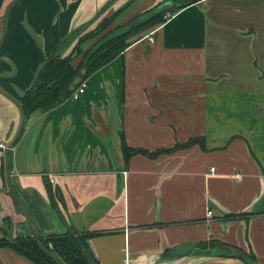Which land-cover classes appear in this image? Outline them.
Masks as SVG:
<instances>
[{
  "label": "crops",
  "instance_id": "1",
  "mask_svg": "<svg viewBox=\"0 0 264 264\" xmlns=\"http://www.w3.org/2000/svg\"><path fill=\"white\" fill-rule=\"evenodd\" d=\"M164 2L10 6L0 42V238L35 239L8 189L4 153L21 122L13 100L73 30ZM129 42L77 99L25 116L8 150L11 187L38 236L75 230L98 264H244L230 249L264 264V0H202ZM0 264L32 263L0 248Z\"/></svg>",
  "mask_w": 264,
  "mask_h": 264
},
{
  "label": "trees",
  "instance_id": "2",
  "mask_svg": "<svg viewBox=\"0 0 264 264\" xmlns=\"http://www.w3.org/2000/svg\"><path fill=\"white\" fill-rule=\"evenodd\" d=\"M5 0H0V10ZM175 4L187 5L188 0H168ZM161 4L154 8L135 16L125 26H128L122 32L117 33L119 27L108 32L106 35L100 37L101 33L112 26L114 18L123 10L115 12L109 20H105L88 32L83 37L79 38L74 44L71 52L63 56L62 50L72 44L77 38V33L80 29L92 25L94 22L88 23L82 28L73 30L68 37L60 40L53 49L50 56L43 65V74L41 83L37 88L28 90L20 99L21 106L25 112V116L35 111H46L54 107L64 98H69L73 90L79 84L88 78L92 73L113 61L117 56L121 55L123 51L129 46L130 40L144 31L151 30L166 21L169 14H172L178 9H171L168 11L157 10ZM106 9V8H105ZM98 37V39H96ZM95 40V42L87 50H82L81 45L86 41ZM77 60L76 63L73 61ZM189 143V142H188ZM179 146V145H176ZM171 149L160 150L156 152H146L148 155H155L156 153L169 152ZM130 153L139 152L138 150H128ZM50 189V188H49ZM49 194L54 200L61 201L62 197L57 189L48 190ZM82 246H79L68 232L57 235H49L41 239V249L35 239L30 237H22L16 239H9L6 237L0 238V248H9L19 256L25 258L32 264H57L52 257L58 259L62 264H88L87 257L84 250L91 255L86 244V236L78 234ZM94 261V256L92 255ZM252 261L253 256L249 257Z\"/></svg>",
  "mask_w": 264,
  "mask_h": 264
},
{
  "label": "water",
  "instance_id": "3",
  "mask_svg": "<svg viewBox=\"0 0 264 264\" xmlns=\"http://www.w3.org/2000/svg\"><path fill=\"white\" fill-rule=\"evenodd\" d=\"M15 1H17V0H11V1L7 4V6L5 7V9H4V16H3V25H4V29H3V32H2L1 37H0V42H1V39H2V37H3V35H4V31H5V21H6V14H7V11H8V9L10 8V6H11ZM199 1H202V0H188L186 3H187V5H188V4H194V3L199 2ZM184 5H185V4H183V3H182V4H175V3H172V2H169V1H168V2H164V3H162V4L159 6V8H158L157 10H160V11H168V10H171V9H172V10H173V9H178L179 7H183ZM42 74H43V68H41V69L38 71V73H37V75H36V77H35V79H34V81H33V83H32L31 89L37 88V87L40 85V83H41V78H42ZM13 101H14L15 104L20 108V111H21V122H20V126H19V128H18V131H17V133H16L15 138H14L13 141L8 145L7 150H6L5 153H4V158H5L6 168H7V182H8V189H9V191L13 194V196L15 197V199L19 202V204L22 206V208H23V210H24V212H25V214H26V217L28 218V220L31 222V224H32L33 227H34V230H35V241L38 243L39 247H40L41 249H43V247H42V245H41V239H40V237L38 236V232H37V230H36V228H35L34 221H33L32 217H31L30 213L28 212V210H27L25 204L22 202V200L20 199V197L16 194V192H15V191L13 190V188L11 187L10 179H9V175H8V166H7V165H8V157H7V156H8V150L13 146V144H14L15 141L17 140V138H18V136H19V134H20V131H21V129H22V126H23V124H24V121H25V112H24V110H23V108H22L20 102L15 101V100H13ZM58 215H59V214H58ZM68 231H69V234H70L71 236L74 237V239L76 240L77 244H78L79 246H82L81 241H80L79 236H78V234L76 233V231H75V230H72V229H68ZM229 251H230V255H231V256H237V257H239V258L241 259V261H242L244 264H257L255 261H252L250 258H248V257H247L246 255H244L243 253L239 252L237 249H230ZM83 252H84L85 256L87 257V263H88V264H96V262L94 261L92 255H91L88 251L84 250ZM52 259H53L57 264H62L58 259H56V258H54V257H52Z\"/></svg>",
  "mask_w": 264,
  "mask_h": 264
},
{
  "label": "rangeland",
  "instance_id": "4",
  "mask_svg": "<svg viewBox=\"0 0 264 264\" xmlns=\"http://www.w3.org/2000/svg\"><path fill=\"white\" fill-rule=\"evenodd\" d=\"M112 15H113V14H112ZM109 18H110V16L107 17V18H105V19H103V20H101V21H98V22H96V23H94V24H92V25H89L88 27H86V28H84V29H80L79 32L76 34V35H77V38L72 42V44H75L76 41H77L79 38H81V37H83L84 35H86L88 32H90L91 30H93V29H94L95 27H97L98 25H100V24H102V23H105L104 21H105V20H109ZM116 18H117V20H118V23H120V24H118L117 26L113 24L111 27H109L108 29L104 30V31L101 33L100 37L103 36V35H106L108 32H111V31H113V30H115L116 28H119V27L121 28V27L124 26V28L120 29L117 33L122 32V31H124L125 29H127L128 26H125V25H126L129 21H125V22H123L124 18L122 17V15H121V16H117ZM96 39H98V37H97ZM96 39H94V40H90V41H86L85 43H83V44L81 45V49L84 50V51L87 50V49L90 48V46L95 42ZM73 62L76 63L77 60H75V61H73Z\"/></svg>",
  "mask_w": 264,
  "mask_h": 264
},
{
  "label": "built area",
  "instance_id": "5",
  "mask_svg": "<svg viewBox=\"0 0 264 264\" xmlns=\"http://www.w3.org/2000/svg\"><path fill=\"white\" fill-rule=\"evenodd\" d=\"M145 37H148V40L150 42H153V38L152 37H149V36H145ZM85 88H86V82L85 81H82L79 86L73 90L72 94L70 95V99H77L79 96H81L84 91H85ZM6 149V146L4 144H0V150H5ZM210 172L213 173L214 172V169H210ZM207 216L208 218H211L212 217V211L211 210H208L207 211Z\"/></svg>",
  "mask_w": 264,
  "mask_h": 264
}]
</instances>
